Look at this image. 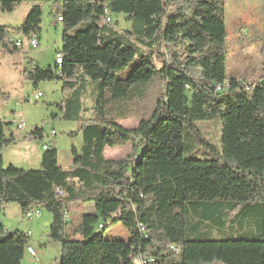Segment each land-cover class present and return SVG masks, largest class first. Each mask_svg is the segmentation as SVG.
Returning a JSON list of instances; mask_svg holds the SVG:
<instances>
[{"label": "trees", "instance_id": "trees-1", "mask_svg": "<svg viewBox=\"0 0 264 264\" xmlns=\"http://www.w3.org/2000/svg\"><path fill=\"white\" fill-rule=\"evenodd\" d=\"M21 1L0 0V13H12ZM229 1L255 0L54 2L62 64L52 70L31 63L21 75L33 88L61 82L64 99L57 108L63 120L81 124V147L71 148L68 170L58 165L54 144L44 149L38 170L4 166L2 152L14 135L0 120V216L8 204L22 214L48 212L46 237L59 245L58 264H139L140 257L151 260L145 264H264V73L248 88L225 76ZM111 14L124 15L129 29L120 31ZM41 16L33 6L19 27H0V53H18L7 43L11 34L38 36ZM88 86L94 99L87 121L82 98ZM141 107L135 127L118 124ZM214 120L221 121L220 154L185 158V133L197 134L196 123ZM24 138L42 140L43 130ZM126 145L132 151L125 158H105V149ZM57 187L66 190L64 198H56ZM253 201L255 208L247 205ZM85 204L94 213L72 223L69 206ZM239 204L246 207L232 223L242 229L256 214L259 235L210 238L212 227L233 229H225V221ZM117 224L127 240L105 238ZM29 240L0 223V264H22Z\"/></svg>", "mask_w": 264, "mask_h": 264}, {"label": "rangeland", "instance_id": "rangeland-1", "mask_svg": "<svg viewBox=\"0 0 264 264\" xmlns=\"http://www.w3.org/2000/svg\"><path fill=\"white\" fill-rule=\"evenodd\" d=\"M37 6L41 8V36L38 46L27 48L25 53V63L21 62V52L14 55L0 54V120L8 126L7 135H14V142L5 148L2 152V161L4 166L12 165L24 170H38L43 154V146L55 145L57 149V163L64 170L72 168V158L70 150L74 147L77 151L81 147V124L73 121H65L61 118V113L57 105L62 102V84L60 81H47L38 83L36 88L29 81H22V70H28L31 63L41 69L55 68V53L61 48L62 25L55 21L51 14V6L54 2L64 0H35ZM33 3V0H22L12 13H0V22L7 28H16L22 24L23 14ZM263 3L260 0L255 1H229L225 5V22L237 21L240 19V25L245 26L250 19H255L253 26L249 27V41H227L225 58V76L226 78L239 76L247 85L261 80L264 73V53L261 52L263 46ZM112 24L116 23L120 31L125 28L126 21H122L124 15H110ZM17 36L21 41H25V36ZM244 43L243 48L239 44ZM235 45H237L235 47ZM137 63L133 61L131 68ZM122 77V76H120ZM40 92L42 96L34 99V95ZM93 95L91 86H88L86 94L82 98V107L85 109L82 117L84 120L93 118L90 109L93 105ZM142 113L133 112L126 120L118 121V124L124 128H133L137 125L138 117ZM25 122V129L17 130L16 124ZM34 129L43 130V138L25 139L24 137ZM195 132H188L184 135L185 158L207 160L215 158L220 154V134L221 121L214 120L209 122H200L195 124ZM51 132L54 134L51 135ZM201 142L209 144L212 149L205 148ZM130 145L105 149V158L119 160L125 158L131 153ZM257 201L249 202L252 208H255ZM246 204H239L231 213L228 214L225 221L226 228L234 226L232 230L223 232L218 228L212 227L208 236L212 239L228 238H256L259 235V220L256 214L242 225H234L233 219L242 212ZM68 211L76 213H94L93 206L71 205ZM71 217V214H69ZM78 215V214H77ZM73 218H70V221ZM0 223L7 232L20 231L26 233L30 231L34 240L41 242L44 246L34 247L37 253L35 259L31 258L26 252L24 259L30 257L33 264H58L59 245L48 242L47 234L51 223V215L45 210H40L37 218L26 220L23 218L21 210L16 204H8L3 209L0 216ZM73 223V222H72ZM124 228L120 225H114L106 230L105 238L122 239ZM232 231V232H231ZM24 264H29L25 262Z\"/></svg>", "mask_w": 264, "mask_h": 264}, {"label": "crops", "instance_id": "crops-1", "mask_svg": "<svg viewBox=\"0 0 264 264\" xmlns=\"http://www.w3.org/2000/svg\"><path fill=\"white\" fill-rule=\"evenodd\" d=\"M38 4H37V2L35 1V0H33V3L30 5V6H28V8H26V10H25V12H24V14H23V22H22V24L24 23V20H25V18H26V15H27V13L29 12V10L33 7V6H37ZM55 21H56V19H55ZM122 21H124L123 19H122ZM57 22V21H56ZM240 19H238L237 21H231L230 23H227L226 24V33H227V39H226V42L227 41H249V39H248V37H249V35L251 34L250 33V30H249V27H251V26H253V24L256 22V20L255 19H250V21L247 23V25H245V26H242V25H240ZM21 24V25H22ZM40 26H41V23H40ZM0 27H6V25L5 24H3L2 22H0ZM7 28V27H6ZM129 29V23H127L126 22V24H125V28H124V30H128ZM10 36H12V34L10 35ZM40 36H41V28H40V32H39V34H38V36H37V39H38V43H39V39H40ZM13 37V36H12ZM15 39H19V38H17V36H15L14 37ZM25 38H27V37H25ZM23 41V40H22ZM244 45V43H240L239 44V48H241V46L242 45ZM237 45H235V47H236ZM27 48H29V47H27V46H24L23 47V49L22 50H18V53H20V51H22L21 52V54H22V56H21V62L20 63H25V53L27 52ZM242 48H243V46H242ZM17 53V54H18ZM1 54V53H0ZM16 55V54H15ZM33 65H34V63H33ZM230 78H236V79H239V76H234V77H230ZM22 81H23V79H22ZM40 93V92H39ZM23 122V121H22ZM25 123V122H24ZM43 149V148H42ZM63 169V168H62ZM81 213H83V212H81ZM81 213H74L73 211L71 212L70 211V214H71V217L73 218V223L74 224H76L77 222H78V218H79V215L81 214ZM78 214V215H77ZM125 230V229H124ZM25 234H27L28 235V237L30 238V240H29V243H28V245H27V247H31L32 249H34V247H37V246H44V244H42L41 242H38V241H36V240H34V238L32 237V235H31V233H30V231H27ZM128 239V234H127V232H126V230L125 231H123V238H122V240H127ZM57 252H58V257H57V259L59 258V252H60V249L59 250H57ZM37 254V253H36ZM28 259H24L23 258V261H22V264H24L25 262H28L29 264H33L30 260V257H27Z\"/></svg>", "mask_w": 264, "mask_h": 264}, {"label": "built area", "instance_id": "built-area-1", "mask_svg": "<svg viewBox=\"0 0 264 264\" xmlns=\"http://www.w3.org/2000/svg\"><path fill=\"white\" fill-rule=\"evenodd\" d=\"M58 21V19H57ZM60 22V21H58ZM103 23H109V18L108 17H105L103 20H102ZM7 43L14 46L15 48L17 49H22L24 46H27L29 48H33L35 49L37 47V39L34 35H31L29 37H27L25 39V41H20V40H14L13 38H8L7 39ZM0 51H1V45H0ZM55 65L57 66H60L62 64V57H61V54L59 52H56L55 53ZM228 85H225V87H227ZM245 86L246 88L249 87V85H247L245 83ZM220 90V87L217 88V91ZM42 96L41 93L37 92L35 95H34V99H38ZM25 123L24 122H20L17 124L16 128L17 130H23L25 129ZM54 133L51 132V135H53ZM43 149H46V146H43L42 147ZM69 182V180L67 181ZM54 193H55V196L56 198L58 199H62L66 196V190L62 187H57L54 189ZM23 215V218L26 219V220H31V219H34V218H37L39 215H40V211L38 209H31L29 211H26ZM64 219L67 220L68 219V214H65L64 216ZM169 249L173 252H177V248L176 247H173V246H170ZM26 253L33 259H35L37 257V254H36V251L34 249H32L31 247H26L25 249ZM148 261H151V260H147V259H144L142 257L138 258V262L139 264H145L146 262Z\"/></svg>", "mask_w": 264, "mask_h": 264}, {"label": "bare ground", "instance_id": "bare-ground-1", "mask_svg": "<svg viewBox=\"0 0 264 264\" xmlns=\"http://www.w3.org/2000/svg\"><path fill=\"white\" fill-rule=\"evenodd\" d=\"M58 19V21H60L61 22V19L60 18H57ZM57 19H56V21H57ZM57 21V22H58ZM59 22V23H60ZM31 36V35H30ZM35 36V35H34ZM36 37V39H37V36H35ZM9 38H13L14 40H20V39H15L14 37H12V36H10ZM21 41V40H20ZM37 46H38V39H37ZM14 47V46H13ZM17 49V48H16ZM23 49V48H22ZM22 49H18V50H22ZM2 50V49H1ZM1 52V51H0ZM18 124V123H17ZM17 124H16V126H17ZM17 129V128H16ZM44 150V149H43Z\"/></svg>", "mask_w": 264, "mask_h": 264}]
</instances>
